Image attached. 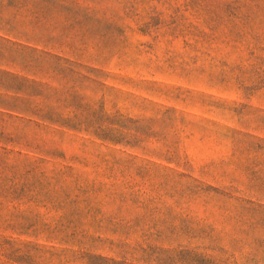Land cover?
<instances>
[{"label": "rangeland", "instance_id": "1", "mask_svg": "<svg viewBox=\"0 0 264 264\" xmlns=\"http://www.w3.org/2000/svg\"><path fill=\"white\" fill-rule=\"evenodd\" d=\"M0 264H264V0H0Z\"/></svg>", "mask_w": 264, "mask_h": 264}, {"label": "trees", "instance_id": "2", "mask_svg": "<svg viewBox=\"0 0 264 264\" xmlns=\"http://www.w3.org/2000/svg\"><path fill=\"white\" fill-rule=\"evenodd\" d=\"M0 106L2 109H9L8 104H5L4 102L0 101ZM104 264H121V263H108L107 261H104Z\"/></svg>", "mask_w": 264, "mask_h": 264}]
</instances>
